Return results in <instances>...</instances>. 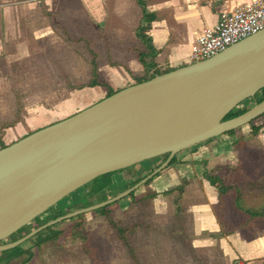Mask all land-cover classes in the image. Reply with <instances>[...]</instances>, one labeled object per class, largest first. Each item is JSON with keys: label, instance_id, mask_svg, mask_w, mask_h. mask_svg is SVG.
Here are the masks:
<instances>
[{"label": "crops", "instance_id": "0c3cea01", "mask_svg": "<svg viewBox=\"0 0 264 264\" xmlns=\"http://www.w3.org/2000/svg\"><path fill=\"white\" fill-rule=\"evenodd\" d=\"M254 1L0 0V58L4 55L1 38L11 24L12 34L20 38L13 43L17 67L55 79L53 82L52 79L47 81V89L41 88L43 85L38 89L58 93L93 92L89 98L97 103L106 96L103 88L75 89L92 80V63H95L99 80L109 84L114 91L135 84L138 78L146 74L138 57L146 49L136 35L142 24L143 7L152 16L146 24V35L158 52L154 59L155 69L172 71L191 64L193 45L204 28L216 25L221 12ZM73 10L81 12V17H77L74 22L68 15V11ZM9 13H12L11 20L8 19ZM80 22L87 23L91 33L83 36L81 29L74 31L75 27H81ZM23 38L29 40L24 41ZM71 43L83 44L86 57L79 60L76 55L69 60L66 50ZM71 75L77 77L74 82L67 78ZM80 77L86 78L80 80ZM56 80L58 83L55 84ZM69 93L49 105L52 111L46 110L44 106L28 110L23 122L18 118L13 127L4 130V144L9 145L30 132L83 110L84 107L78 105V100ZM41 117L44 122L40 126L36 121ZM180 154L176 156L177 164L159 173L148 184L150 194L154 193L155 196L146 199V195L141 198V202L158 201L174 195L172 204L175 208V224L180 231L178 237L183 239L185 250L196 264H233L235 260L248 261L264 257V216L246 213L264 209V196L261 198L257 191L246 194L241 190L242 196L236 200L234 194H220L218 188L202 178L203 170L197 164L184 162ZM120 174L112 176L111 185L122 186L127 181L131 182L136 174L144 177L148 173H142L137 168L130 179ZM180 187L183 192L179 197L177 190ZM257 196L262 203L253 208L250 205Z\"/></svg>", "mask_w": 264, "mask_h": 264}, {"label": "water", "instance_id": "95a60500", "mask_svg": "<svg viewBox=\"0 0 264 264\" xmlns=\"http://www.w3.org/2000/svg\"><path fill=\"white\" fill-rule=\"evenodd\" d=\"M264 29L220 53L130 85L0 149V253L128 197L173 157L264 115ZM247 110L225 118L245 101ZM167 156L138 183L8 239L93 180Z\"/></svg>", "mask_w": 264, "mask_h": 264}, {"label": "rangeland", "instance_id": "374dc122", "mask_svg": "<svg viewBox=\"0 0 264 264\" xmlns=\"http://www.w3.org/2000/svg\"><path fill=\"white\" fill-rule=\"evenodd\" d=\"M71 21H76L81 17L78 10L68 11ZM9 20L12 13H9ZM79 20V19H78ZM84 23V24H83ZM81 27H75L74 31L81 29L83 36L91 33L87 23L80 22ZM86 32V33H85ZM82 34V33H81ZM1 37V32H0ZM25 37H27L25 35ZM4 43V55L0 58V124L12 122L15 118H20L22 122L28 116V110H37V106H44L46 110H53L50 104L67 96L66 92L47 91L46 83L52 82L54 77L40 76L34 70L17 67L14 62L16 47L13 43L20 38L12 34L11 24L4 30L2 36ZM15 39V40H14ZM24 41H28L27 38ZM3 53V52H2ZM79 57V60L86 57V49L83 44H68L66 57ZM73 82L77 77L67 76ZM80 80L86 77H80ZM61 78V82H62ZM43 81V82H42ZM58 80L55 81V84ZM41 85H43L41 87ZM46 88L40 90L38 88ZM75 100L85 108L95 104L87 91L70 92ZM95 98V97H93ZM251 106L250 100L245 101L237 109ZM44 118L36 121L40 126ZM258 127L257 133L254 128ZM186 163L197 164L203 173L206 171H226L229 167L236 165L242 167L249 177V181L242 182L241 190L246 194L257 191L260 197L264 196V118L260 117L252 123L236 129L233 135H222L203 144L197 145L180 154ZM165 156L155 158L140 163L125 172H114L112 175L120 174L127 179L132 178L135 169L141 172L150 173L161 162ZM194 159V160H193ZM142 168V169H141ZM209 168V169H208ZM167 169V168H166ZM165 169V170H166ZM163 170V171H165ZM162 171V172H163ZM160 172V173H162ZM134 178V176H133ZM203 178V177H202ZM112 179V177H111ZM131 182H126L122 186L111 185L106 191L99 193L95 197V202H103L110 199L129 187ZM148 185H143L135 192V199H141L151 193ZM173 196H168L158 201H146L131 203L127 197L121 201L111 204V212L115 223L122 228L131 230L127 234L128 240L132 244L138 264H196L185 250L183 239L178 237L179 229L176 227L174 219L175 208L172 204ZM257 196L256 201L250 206L254 208L261 205V198ZM254 198V196L252 197ZM88 202L86 188H80L60 201L54 208L40 217L42 223L53 220L54 214H67L69 212L84 208ZM80 216V215H79ZM187 221V216H185ZM83 231L88 236L86 241L73 238L65 233L57 243H44L38 247L34 246L35 239L22 244L26 250H31L33 257L28 264H136L131 258L128 249L122 241L116 237L115 230L108 221L99 214L93 212L83 214ZM79 219H69L54 225V230H68ZM35 223L29 225L32 230ZM9 241V240H8ZM22 259V258H21ZM21 259L3 261L0 264H20Z\"/></svg>", "mask_w": 264, "mask_h": 264}, {"label": "trees", "instance_id": "16d2710c", "mask_svg": "<svg viewBox=\"0 0 264 264\" xmlns=\"http://www.w3.org/2000/svg\"><path fill=\"white\" fill-rule=\"evenodd\" d=\"M142 11H143L142 24L138 27V29L136 31V35L146 49L145 52H140L139 56H138L140 63L143 65V67L146 71V74L143 75L142 77L138 78L136 80L135 84L147 81L156 75H161V74H165L167 72H170V70L160 71V70L155 69L156 65L154 63V59L157 56L158 52L154 49L150 37H148L146 35V31L148 28L146 26V24L151 21L152 16L150 15V13H148L146 11L145 7H143ZM92 66H93L92 80L85 85H81V86L76 87L75 89L80 90V89H83L85 87H96V86H98V87L103 88L106 91L105 97H108V96L114 94L116 91H114L109 86V84L99 80L98 75H97V71H96L95 63H92ZM151 69H153V71L151 73H149V71ZM262 99H264V88L257 94L255 101L259 102ZM246 110H247V108L236 109L235 111L231 112L225 118V120L236 117V116L244 113ZM262 117L264 118V115ZM18 120L19 119L16 118L12 122L0 124V149L4 148L6 146L2 140L3 136H4V130L6 128L13 127L16 124V122H18ZM258 130H259V128L256 127V128H254L253 132L257 133ZM233 133H234V131H231V132L226 133L225 135H233ZM166 157L167 156H165V158ZM177 163H178L177 157L175 156L172 158V160H171V162L167 168H169V167H171ZM127 170H129V169H126L125 171H127ZM125 171H121V172H125ZM158 175L159 174H157L156 176H158ZM112 176H113L112 173L101 176V177L93 180L92 182L88 183L85 186L86 194L88 196V202H87L85 207L99 203V202H95V197L99 193L106 191L111 186V184H112L111 177ZM142 178H143L142 176L136 174L133 178L132 185L138 183ZM203 178L206 179L208 182H210L211 185L218 188L220 194H234L236 200H239L242 196L241 186H240L242 184V182L249 181V177L246 174V172L244 171V169L238 165H236L235 167H229L226 171L222 170L221 172L220 171H206L203 175ZM152 180H153V178L151 180H149L148 183H146L145 185H148ZM177 191H178V195L180 197L182 192H183L182 187L178 188ZM135 192L136 191L132 192L128 197L131 199L132 203L141 202L142 199H135L134 198ZM154 196H155L154 193L148 194L146 196V199H151ZM177 202H178V200L175 201L176 204H177ZM111 206L112 205H108L106 207L95 210L94 213L101 215L102 217H104L108 221L110 226L115 230L116 237L120 241L123 242L125 247L128 249L131 258L134 260V262L136 264H138L134 248H133L132 244L130 243V241L128 240V237H127V234H131L132 231L128 230L126 228L119 227L115 223V221L113 220V215H112L111 209H110ZM176 212L179 213V210ZM246 213H248L251 216H264V209L246 211ZM82 216L83 215L75 217V219H79V221L74 223L70 228H68V230H54L53 229L54 226H52V227L46 228L45 230L38 233L35 237H33L32 239H30L28 241L34 242L33 240L37 239L38 241L34 242V246H36V247H38L39 245L44 244V243H51V242L57 243L63 237V235L65 233H68V235L72 236L73 238L86 241L88 239V236L83 231L84 221L82 219H80V218H82ZM57 217L58 216L53 215L52 219H55ZM72 220H74V218H72ZM34 223L36 224L35 228H37L43 224L38 218L35 219ZM30 231L31 230L29 229V225L25 226V227L21 228L17 233L13 234L8 240L10 242L15 241V240L21 238L23 235L29 233ZM32 257H33L32 251L29 249L25 250L21 245V246L16 247L12 250L0 253V263L3 261L9 262L10 260H17V259L22 258L20 261V264H28L31 261Z\"/></svg>", "mask_w": 264, "mask_h": 264}, {"label": "built area", "instance_id": "2783aa9c", "mask_svg": "<svg viewBox=\"0 0 264 264\" xmlns=\"http://www.w3.org/2000/svg\"><path fill=\"white\" fill-rule=\"evenodd\" d=\"M264 29V0L235 6L219 14L211 28H204L193 45L190 62L208 59L227 47ZM233 264H264V257L256 260H235Z\"/></svg>", "mask_w": 264, "mask_h": 264}, {"label": "flooded vegetation", "instance_id": "af4514ba", "mask_svg": "<svg viewBox=\"0 0 264 264\" xmlns=\"http://www.w3.org/2000/svg\"><path fill=\"white\" fill-rule=\"evenodd\" d=\"M254 102H255V101L250 100L251 105H253ZM164 160H165V159H164ZM161 163H162V162H161ZM161 163H160V164H161ZM158 166H159V165H158ZM158 166H157V167H158ZM53 208H54V207H53ZM54 215L59 217V216L64 215V213H61V214H59V215H58V214H57V215L54 214ZM52 216H53V215H52ZM38 219L40 220V218H38ZM34 221H35V220H34ZM34 221H33L32 223H34ZM43 224H44V223H43ZM34 229H35V228H34Z\"/></svg>", "mask_w": 264, "mask_h": 264}]
</instances>
